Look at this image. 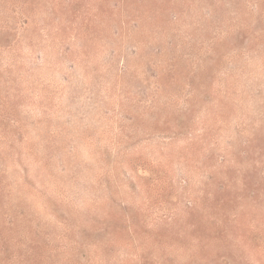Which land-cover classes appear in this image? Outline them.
Segmentation results:
<instances>
[{"label": "rangeland", "instance_id": "rangeland-1", "mask_svg": "<svg viewBox=\"0 0 264 264\" xmlns=\"http://www.w3.org/2000/svg\"><path fill=\"white\" fill-rule=\"evenodd\" d=\"M0 264H264V0H0Z\"/></svg>", "mask_w": 264, "mask_h": 264}]
</instances>
